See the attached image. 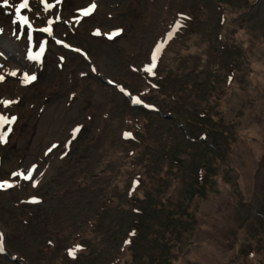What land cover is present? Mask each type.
I'll use <instances>...</instances> for the list:
<instances>
[{
    "label": "rangeland",
    "instance_id": "obj_1",
    "mask_svg": "<svg viewBox=\"0 0 264 264\" xmlns=\"http://www.w3.org/2000/svg\"><path fill=\"white\" fill-rule=\"evenodd\" d=\"M47 2L0 7V264H264V0Z\"/></svg>",
    "mask_w": 264,
    "mask_h": 264
},
{
    "label": "snow or ice",
    "instance_id": "obj_2",
    "mask_svg": "<svg viewBox=\"0 0 264 264\" xmlns=\"http://www.w3.org/2000/svg\"><path fill=\"white\" fill-rule=\"evenodd\" d=\"M40 2L42 3V4H44V7H45V10H48V9H50L51 7H53V5H51V4H49L48 2H47V0H40ZM58 2H59V0H58ZM28 4H29V0H21V3H19L18 5H10L9 4V0H3V3L2 4H0V7H14L15 8V14L18 16V17H20V20L23 22V23H25V24H27L28 23V21H27V17H25V16H22L21 15V12H22V10H24V9H28ZM94 7H95V5L93 4L92 5V8H90V9H85L84 11H83V13L82 14H84V15H88V14H90L91 13V11L94 9ZM30 10V9H29ZM30 26V25H29ZM42 31H47V32H49V34H51V31H50V29H42ZM97 34H99V33H97ZM116 35H119V33L118 32H116V33H112V34H110L109 36H108V38L109 39H112L114 36H116ZM29 40H31V35L29 34ZM41 50H43V45H41ZM153 63H152V65L149 67V66H146V68H145V71H147V72H149V74H152V68H154L155 67V59H156V56H155V54H153ZM29 79H32V80H34L35 79V77L34 76H32V77H30ZM121 91H124L123 89H121ZM127 94V93H126ZM132 101H133V103H142L138 98H135V97H133L132 98ZM0 103H5V104H7L8 102H6V101H0ZM13 120L15 119V118H12ZM5 122V118L4 117H0V126H2V124ZM75 131H79V129H76ZM74 135H75V132H74ZM131 134L130 133H126L125 134V136H126V138L127 137H129ZM6 142V136L4 135V134H0V143H5ZM53 147H55V146H53ZM51 150V149H50ZM33 171H34V169L33 170H30L29 172H28V174L27 175H25V174H23V173H16V174H14V175H20L23 179H31L32 178V173H33ZM9 187H11V185H8ZM4 187V185L3 184H0V188H3ZM3 250V248H2V246H0V251H2ZM70 255H74V253L73 252H70Z\"/></svg>",
    "mask_w": 264,
    "mask_h": 264
},
{
    "label": "trees",
    "instance_id": "obj_3",
    "mask_svg": "<svg viewBox=\"0 0 264 264\" xmlns=\"http://www.w3.org/2000/svg\"><path fill=\"white\" fill-rule=\"evenodd\" d=\"M188 29H189V27H188ZM124 97V96H123ZM134 107H136V104L135 103H131V102H129V104H128V109L129 110H131V109H133ZM127 115H129V113L127 114ZM139 120V122L141 121V119H138ZM130 123L129 122H125L124 123V126H130L129 125ZM128 132H130V131H133L134 132V130L132 129V130H127ZM140 132H141V130H140ZM131 133V132H130ZM130 138L129 139H127L125 136H123L122 135V139H123V143H122V145L124 144V145H126V144H130V143H133V142H137L139 139H135L134 138V136H133V134H131V136H129ZM140 142V141H139ZM198 173V172H197ZM195 177H198V175L197 174H195ZM134 180H136L135 178H133V179H131V182H133ZM133 184V183H132ZM140 186V182H139V180H137L136 181V183L135 184H133L132 185V187L133 188H131L129 191H128V193L130 194V196H135L134 195V193H135V191H136V189L138 188ZM108 192H110V191H108ZM189 192H192V190L190 189V191ZM129 196V195H128ZM139 207H141L143 210H144V208L142 207V205H139ZM139 210V209H138ZM138 210H135L133 213L134 214H137V215H135L136 217H135V219H134V221L136 222V226L139 228V226H141L142 225V228H143V224L146 222V220H148L147 218L149 217L148 216V214H146V213H140V212H142V211H139L138 212ZM141 210V209H140ZM141 216H145V219H143V218H141ZM128 232V235H129V237H130V231H127ZM78 236H80V234H78ZM70 239H72V238H70ZM123 242L125 243V245H128V243H126V239L125 240H123ZM129 242V241H128ZM72 245H70L69 246V248L70 249H73V246L75 247V246H77L76 247V250L75 251H77L78 253H80L81 251H83V248H85V247H83L82 248V246L81 245H79L77 242H75V241H73L72 243H71ZM124 246V245H123ZM62 264H68V262H63Z\"/></svg>",
    "mask_w": 264,
    "mask_h": 264
}]
</instances>
